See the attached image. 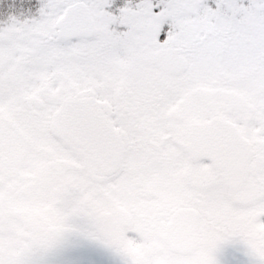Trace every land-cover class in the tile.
Returning a JSON list of instances; mask_svg holds the SVG:
<instances>
[{
  "label": "snow or ice",
  "instance_id": "obj_1",
  "mask_svg": "<svg viewBox=\"0 0 264 264\" xmlns=\"http://www.w3.org/2000/svg\"><path fill=\"white\" fill-rule=\"evenodd\" d=\"M0 264H264V0H0Z\"/></svg>",
  "mask_w": 264,
  "mask_h": 264
}]
</instances>
